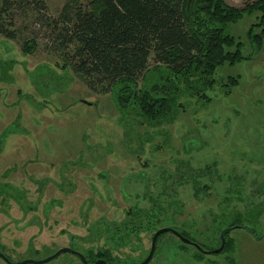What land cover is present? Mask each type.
<instances>
[{
  "label": "rangeland",
  "instance_id": "1",
  "mask_svg": "<svg viewBox=\"0 0 264 264\" xmlns=\"http://www.w3.org/2000/svg\"><path fill=\"white\" fill-rule=\"evenodd\" d=\"M223 1L241 8L255 0ZM65 2L42 0L39 13L30 0L14 7L16 39L0 37V253L20 262L64 247L100 246L102 238L78 239L88 241L90 223L121 221L132 205L148 208L145 194L164 208L161 201L179 205L167 206L172 221L158 227L187 231L208 248L211 214L223 212L221 227L237 222L252 230L228 232L229 257L204 255L195 263L159 253L148 264H264V39L256 50L246 36L259 14L227 26L244 59L215 69V84L204 92L208 101L181 98L184 109L173 123L149 127L135 116L121 117L108 94L90 92L61 68L46 20ZM29 39L34 48L23 55ZM229 78L237 83L226 89ZM207 166L209 175L197 179L207 185V196L196 200L191 177ZM140 237L138 245L113 252L126 258L115 264L145 258L151 237ZM45 264L80 263L61 254Z\"/></svg>",
  "mask_w": 264,
  "mask_h": 264
},
{
  "label": "trees",
  "instance_id": "2",
  "mask_svg": "<svg viewBox=\"0 0 264 264\" xmlns=\"http://www.w3.org/2000/svg\"><path fill=\"white\" fill-rule=\"evenodd\" d=\"M30 2L33 11L43 10L42 0ZM25 3L28 0H0L1 38L16 39L11 11L14 7L22 8ZM253 13L259 16L246 36L257 50L264 39V0H255L241 8L229 6L223 0H66L58 16L48 18L46 24L52 35L53 50L59 53L62 61L61 68L78 76L90 92L108 94L121 117L132 115L149 127H158L174 122L184 109L181 98L208 101L204 92L215 84L212 77L215 69L244 59L240 44L226 28L242 16ZM33 43L31 39L24 41L20 52L23 55L31 53ZM236 83L235 78H229L223 86L227 89ZM210 170L207 166L191 177L194 199L207 196V185L199 186L197 179L209 175ZM178 181L181 184L184 180ZM145 197L149 207L132 205L123 212L121 221L90 223L88 241L78 240L95 243L102 238V244L78 247L81 252H76L87 264L96 260H104L107 264L125 260L113 252L138 245L141 234L151 237L160 228L159 221H172L167 206L178 209L176 202L161 201L166 205L164 208L150 195L144 194L142 199ZM210 217V230L204 233V238L213 242L212 248L206 247L207 241H195L187 231L171 229L203 250H213L219 246V231L223 228L231 231L238 223L219 226L223 212ZM67 237L76 244L74 236ZM233 251V241L227 233L223 250L213 255L229 257ZM159 253L166 256L170 253L169 259L179 253L195 263L204 258L192 246L180 243L169 233L156 238L153 257Z\"/></svg>",
  "mask_w": 264,
  "mask_h": 264
},
{
  "label": "water",
  "instance_id": "3",
  "mask_svg": "<svg viewBox=\"0 0 264 264\" xmlns=\"http://www.w3.org/2000/svg\"><path fill=\"white\" fill-rule=\"evenodd\" d=\"M236 228H241L244 232H246L249 235L252 234L251 229L246 227V226H237ZM229 230H230L229 228H223L219 231V234H218L219 246H218V248L213 249V250H203L197 244H195V243L183 238L182 236H180L175 230H173L171 228H159V229L155 230L153 232V234L151 235L148 253L145 256V258L141 262H139L138 264H148L149 263V261L152 258L153 251H154L155 240L161 234L169 233L172 236H174L175 238H177L180 243H182L184 245L192 246L200 254L212 255V254H217L223 250L224 235H226L229 232ZM262 235H264V231H263ZM255 240H259V237H256ZM61 254H70L72 256H75L79 260L80 264H87L86 260L83 258V256L81 254H79L76 251L70 250L68 248H60V249L56 250L49 257H46L42 260L27 259V260H22L20 262H11L1 253H0V260L4 264H45V263H48L51 260L57 258ZM93 264H107V263L104 260H96Z\"/></svg>",
  "mask_w": 264,
  "mask_h": 264
},
{
  "label": "flooded vegetation",
  "instance_id": "4",
  "mask_svg": "<svg viewBox=\"0 0 264 264\" xmlns=\"http://www.w3.org/2000/svg\"><path fill=\"white\" fill-rule=\"evenodd\" d=\"M64 248H66V247H64ZM71 250V249H70ZM2 254V253H1ZM60 256V255H59ZM150 262V261H149ZM94 263V262H93Z\"/></svg>",
  "mask_w": 264,
  "mask_h": 264
}]
</instances>
